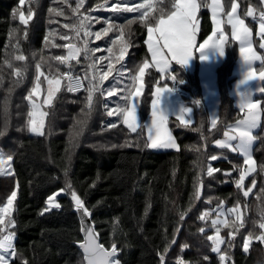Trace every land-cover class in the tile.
I'll use <instances>...</instances> for the list:
<instances>
[{
    "label": "trees",
    "instance_id": "16d2710c",
    "mask_svg": "<svg viewBox=\"0 0 264 264\" xmlns=\"http://www.w3.org/2000/svg\"><path fill=\"white\" fill-rule=\"evenodd\" d=\"M197 1L201 5L197 14L200 26L197 35L199 42H203L213 31V21L209 8L203 6L209 0ZM234 1L239 3L240 16L256 35L257 18L264 11V3L261 0H223L224 9L229 10ZM103 3L104 0H84V4L74 12L77 0H27L24 5H20L19 0H0V130L7 125L6 135L0 137V151L14 155L11 169L6 168L11 174H0V206L12 191H17L11 215L16 221L11 231L15 232L13 243L17 255L9 264H24L25 261L27 264H80L83 253L78 244L83 235L79 215L67 191L57 198L60 209L40 214L47 196L66 188L68 182L84 200L101 243L107 248L113 239L115 226L114 238L119 249L117 258L121 264H159L158 252L162 251L166 240L172 238L178 223L180 231L168 257L174 261L181 254L180 245L188 243L182 257L189 264H222L218 254L212 251L211 241L206 239V234L214 235V230L209 227L210 221H201L198 217L207 209L235 207L237 202L243 213L244 227L238 232L231 227H223L221 231L226 241L222 252L228 250V240L233 242L227 252V264H264V242L253 238L248 250L243 248V240L249 232H253L254 237L264 232L259 227V223L264 222V198L258 199L259 189L264 186V172H261V165H264V93L261 95L262 121L255 132L257 139L253 146L256 170L244 180V190L251 188L247 197L234 182L239 177L234 166L244 167V157L214 144L230 124L244 115L230 91L234 79L232 71L238 57V47L231 38L226 45L225 59L216 70L219 105L215 127L210 124L198 72L191 73L179 64L167 72V76L175 75L183 81L189 92L188 98L194 101L195 106L192 123H183L175 117L169 120L179 144L178 150L145 148L147 139L143 128L133 133L121 119L111 127L107 123L106 110L111 105L117 108V105L111 101L105 109V104L115 95L107 94L105 99L101 91L96 92L93 110L86 115L85 89L97 65L92 67V61L86 59L84 51L78 58L79 62H70L71 73L83 78L84 89L80 92L66 91L67 77L60 74L69 71L68 65L55 60L43 64L41 72L45 76L61 79V89L54 97L53 105L45 108L49 113L45 118V135L18 130L25 125L30 108L26 97L33 87L35 64L41 55L39 50L43 49L46 59L67 54L66 48H44L45 37L48 36L50 45L74 43L80 48L87 41V47L91 49L90 37L84 31L77 37L72 26L79 25L85 13ZM171 4L172 0H158L148 19L154 23L161 9L166 14L170 13L173 10ZM249 7L254 10L253 16L246 15ZM29 8L32 17L28 24H23L18 15L13 17L14 9H22L28 16ZM49 8L56 11L50 14ZM12 29L18 31L10 38ZM53 31L55 35L49 36ZM124 35L126 42L131 44L127 72L136 76L139 64L150 58L145 43L147 27L137 18ZM65 36L66 40L62 38ZM33 52L37 53L35 57ZM21 54L27 58L26 61L14 60L15 55ZM91 55L94 59V51ZM6 59L13 68L4 63ZM15 67L26 70V77L20 83H15ZM144 78L140 103L143 117L149 114L152 86L161 74L149 68ZM46 87L47 82L41 76L43 95ZM77 120H85L86 123L81 126L76 124ZM77 130L80 131L78 136L74 134ZM141 134L140 146L137 147V138ZM211 155H216L217 160L212 161ZM207 163L220 171L213 174L215 178L207 177L206 172L203 174L200 198L194 201L191 210L180 221V213L189 207L200 168ZM253 179L255 185L251 183ZM214 214L215 211L210 216ZM232 221L229 220V224ZM200 227L205 228V233L198 231Z\"/></svg>",
    "mask_w": 264,
    "mask_h": 264
},
{
    "label": "snow or ice",
    "instance_id": "6c2138e0",
    "mask_svg": "<svg viewBox=\"0 0 264 264\" xmlns=\"http://www.w3.org/2000/svg\"><path fill=\"white\" fill-rule=\"evenodd\" d=\"M25 0H19L20 5H24ZM84 4V0H77L76 8L73 9L74 12L78 11V9ZM107 5V0H104V4L97 5V7H105ZM204 7L211 9L213 23L215 24V31H219L221 33V37L223 36L221 24L222 21L218 18L219 13L224 11V6L220 3V0H211V3H205ZM154 7L153 0H144L143 4L129 6L126 0L123 2H118L113 5V10L116 12H133L138 11L140 9H148L152 10ZM172 11L166 14L163 9L160 11V16L155 19V22H151L148 19L149 11H144L138 19L142 24L147 27V39L145 41L147 45L148 52L151 53L152 60L155 62V66L159 68L161 73L166 72L169 69V61H175L177 64L181 66H185L189 63L190 59L194 56V50L196 48V14L198 9L201 7L200 4L197 3V0H172ZM237 5L235 3L231 4V12L228 13L227 23L231 25L232 35L236 40L240 42L239 52L243 60L248 65V71L246 72L245 78L241 83H245L247 81H251L255 77V72L252 69L253 62L256 60H261L264 63V58L258 56V54L252 48V34L251 30L245 25L244 19H241L239 15L236 14ZM56 9L49 8V13L55 12ZM18 15L19 20L23 24H28L29 19L31 18V8H29L28 16L26 17L24 11L22 9H14L13 17L15 18ZM247 16H253L254 10L249 7L246 11ZM255 18V17H254ZM90 17H83L80 19L79 25H73L72 28L75 30L77 37L81 31L85 30V23L88 21ZM259 33L262 40H264V11L259 13ZM135 20H130L126 24L123 25H114L109 24L108 28L102 29L103 33H107L112 30L113 27L117 28L120 37V59H123L124 53L127 51L128 43L123 40V36L125 30L130 28V25L134 23ZM107 23V21H106ZM67 28L68 25H65ZM17 29H12L10 32V38L17 33ZM215 34V33H214ZM55 32H50L49 36H54ZM85 35H92V33L85 31ZM96 38L99 39L101 33H96ZM63 39H67V37H62ZM113 44L117 43V41H113ZM225 40L223 38L214 39L213 36H209L207 39L203 41L202 44L199 45V51H204L210 46L215 47L219 50L220 54H224L225 50ZM17 48L19 45H16ZM60 47L66 48V55H59L54 57H48L47 59L43 55V49H40L41 52L39 61L35 64V76L33 87L29 91L26 100L30 106L29 111L27 112V119L25 125L18 130H26L32 134L37 136L45 135V118L49 115L48 111L43 110L44 105H53L54 97L61 89V79L57 77L49 78V76H45L43 72H41V67L43 64L55 60L59 61L62 64H66L69 66V71L60 74L61 76L67 77V92H76L83 85L80 82L79 77H73L71 75V64L70 62L73 60L78 61V57L81 54L82 49L80 47H76L71 43H66L62 45L49 44L48 36L45 37L44 40V48L48 47ZM261 47H264V44H261ZM83 51L86 55V59L92 61V67H95V61L91 53L95 51L94 49H88L87 41H85L83 46ZM109 53H112V49H108ZM168 54V55H166ZM37 55L36 52L32 53V56L35 57ZM14 60L16 61H26V57L24 55H15ZM103 59V58H101ZM201 59H207V56H201ZM5 64L8 65L9 68H13V64L9 60L4 61ZM148 67V63L145 61L143 66L139 68V78H143L145 68ZM109 69L111 70V64L109 65ZM58 71V70H57ZM14 75L17 77L15 83H20L26 77V70H22L19 67L14 68ZM123 75V73H121ZM41 76H44V79L47 82L46 87V96L43 99L42 103H38L34 97H39L41 95ZM107 78V74L103 77H100L101 82ZM260 78L264 80V70L260 73ZM96 77L93 76L92 79L89 80V86L85 89L87 92L86 96V106L88 109V113L86 115H90L94 103L93 98L96 92L100 91V85L93 83ZM137 77H132V80L135 81ZM171 80L173 82L177 81V77L175 75L171 76ZM0 82H2V77H0ZM183 82V81H180ZM143 85H141L142 87ZM114 90V89H113ZM172 88L169 86L157 87L155 89V99L152 100L151 103V125H141L138 123V115L137 108L138 104L133 103L134 96H139V90H129L128 94L123 97L124 105L117 106L115 110H108L107 115H119L122 117V121L127 127L133 132H137L138 128H147V140L144 143L145 148L150 149H177L179 146L176 143L175 138L172 136L171 131L167 127L169 116L166 115L161 110V98L165 92L171 91ZM260 92H264V87L258 89ZM112 90H109V95H111ZM253 92L246 91L241 92L239 107L245 111V117L242 120H239L235 126V129L229 127V131L224 133L226 139L217 140L216 144L220 145L222 148L227 147L230 148L233 152H239L244 156V165H249L248 167L240 166L237 168L234 166V170L239 172V177L234 182L239 190L242 191L244 197L249 195L251 188L249 187L247 190H244V180L247 175L255 171V161L252 157V145L253 142L257 139L256 136L252 134V130L256 129L259 126L260 120V112L258 108L259 102H254L252 99ZM198 103V102H197ZM132 105L129 107V105ZM105 109H107V105L105 104ZM191 109L185 108L180 113V119H183L184 113H190ZM86 123L85 120H77L76 124L83 126ZM187 123V122H185ZM213 127H215V118H213ZM111 127H115V125H111ZM233 131L235 134H232ZM7 125H5L4 129L0 130V137L6 135ZM50 134V133H49ZM76 136L80 134V131L77 130L74 133ZM142 138V134L137 138L136 146L139 147V140ZM237 141L235 145L231 143V141ZM127 144V142H125ZM116 145H113L115 147ZM195 147V146H193ZM196 151H200L199 148H196ZM14 159V155L9 153L5 154L3 151H0V174H11L6 171L7 169H11V162ZM210 159L212 161L217 160L216 155H211ZM14 171V170H13ZM217 171H220L217 168H214L211 163H207L205 166L200 168V174L197 175L194 181V191L192 198L190 199L188 209L182 211L180 213V221L184 220V217L187 215L188 211L191 210L194 201L198 200L201 195V188L203 186L202 176L206 172L207 177H212L213 174ZM261 172H264V165H261ZM67 175V172H65ZM175 175V171L173 172ZM252 185H255V179L252 180ZM17 183V188H18ZM67 191L68 195L71 197L73 201L74 208L81 213L80 216V227L81 231L84 233V239L80 242V247L83 249V258L80 264H121L120 260L117 258V254L119 249L117 248V241L115 240V232L116 228L113 227V239L110 241V247L106 248L104 244L99 243L98 233L95 231L94 225L87 224L85 222V217H90L91 213L89 209L85 206L84 200L77 194L75 190L72 189L71 182L66 184V188L60 189L57 192H53L48 195L45 202V207L41 210L40 214L50 212L53 209H60L61 204L56 200V197L62 193ZM17 196V191H12L10 196L7 198V202L3 207H0V264H9L10 259L13 256L17 255L13 240L15 238V232L10 229L15 226L16 221L12 219L11 213L13 210V202ZM264 198V186H261L258 193V199ZM230 213L235 214V220L229 224L227 219H220V216H223L224 213L220 212L217 214V218L211 220V228L215 229L214 235H207L206 239L211 241L212 251L217 253L219 256V261L224 262L227 256L228 250H230L233 246L232 240H228V250H224L222 252L221 245L225 244V238L221 237V226L223 227H231L234 228L235 232H238L240 228L244 227V221L241 218L239 202H237V206L228 210ZM147 212V206H146ZM210 214L209 212H204L201 214L198 219L204 221L206 217ZM7 219V223L5 218ZM264 219V218H262ZM239 222V223H237ZM181 225L178 223L177 226L173 229L172 238L167 239L165 246L162 251L158 252L159 256V264H189V262L185 261L182 257V252L184 249L189 247L188 243H183L180 245L179 252L181 254L177 255L176 259L173 261L170 257H168V253L172 248V245L176 243V237L179 234ZM259 227L264 229V222L259 223ZM200 233H205V228L200 227L198 229ZM228 235H234V233H228ZM259 239L264 242V233L256 235L254 237L253 232H249L248 236L243 240V248L247 251L249 242L253 239ZM207 260V257H204ZM24 264H27L25 261Z\"/></svg>",
    "mask_w": 264,
    "mask_h": 264
},
{
    "label": "rangeland",
    "instance_id": "374dc122",
    "mask_svg": "<svg viewBox=\"0 0 264 264\" xmlns=\"http://www.w3.org/2000/svg\"><path fill=\"white\" fill-rule=\"evenodd\" d=\"M26 1L27 0H25V2ZM157 1L158 0H153L154 7L150 11L148 9H140L138 11H133V12H116L113 10V5H115L118 2H123V0L107 1V5L105 7H95L91 11H89L88 13L84 14V17H90V19L88 21H86V24H89V26L86 25L84 32L88 31V32L92 33V35H88V36L90 37V40L92 42V45L90 46V48L95 50L94 51V53H95L94 61H95V64L97 65V67H95L93 69L94 76L96 77V81L93 80V83L100 85V91L102 92L105 99H106V95L109 94V90H112L110 96L115 95V97H110L107 99V106L110 105L109 102H111V101H114V103L117 106H123L125 103L123 97L128 94L129 90H132V91L139 90V83L142 84L143 87L145 86V78L144 77H145L146 71L149 68L148 67L145 68L144 76L142 79L139 78V70H138L136 76L132 75V73L127 72V66L126 65H127V60L129 58V54H130V50H131V44H128L129 46L127 48V51L124 53L123 59H120L121 50H120V43H119V39H118L120 37V33H119L118 29L113 27L112 30L108 31L107 33H103L102 29L108 28L109 24L123 25V24H126L127 21L136 20L138 17H140L142 15V13L144 11H149V15H150L155 10V8L157 6ZM261 1L264 3V0H261ZM126 2L131 7L133 5L143 4L144 0H126ZM197 3H198V1H197ZM210 3H211V0H209V4ZM220 3L224 6L223 0H220ZM233 3H235L237 5L236 14L239 15V12H238V5L239 4L237 1H234ZM209 11L211 14L210 8H209ZM230 12H231V7L227 11L224 9V11L219 13V15H218V18L222 21L221 28H222L223 36L221 37V33L219 31H215V24L214 23H213V31L209 36H213L214 39L223 38L225 40V45H224L225 50H226V45H227V42L229 41V38H231V40H234L237 47H238V57H237V61L234 65V68L232 71V75H235L236 77L233 80L230 91H231V94H233L235 97L237 107L241 110V112L244 115L240 119H238L236 122L232 123L230 126L232 129H235L237 122L239 120L244 119L245 111L239 107V103H240V99H241L240 93L246 92V91H251L254 93L252 96L253 101L259 102V104H258V108H259V112H260L259 126L256 129L252 130V134L254 136H256L255 132L260 127V124L262 121V111L263 110H262L261 95L264 92H260L258 89L264 87V80H262L260 78V73L262 70H264V63H262L261 60L254 61L253 65H252V69L255 72L254 79L251 81H247L243 84L241 83V81H243L245 78L246 72L248 71V65L246 64V62L243 60V58L240 55V52H239L240 42L238 40H236L235 37L232 35L231 25L227 23V16H228V13H230ZM239 17L241 19H243L240 15H239ZM211 18H212V14H211ZM106 21H107V23H106ZM212 21H213V19H212ZM257 23H258V29H257L256 35L254 34V31L250 25H248L246 22H245V25L251 30L253 50L258 54V56H260L261 58H264V47H261V44H264V40H262L260 37L259 19L258 18H257ZM198 28H200V26ZM198 28L196 29V33H195L196 34V48L194 50V56L190 59L189 63L183 67L191 73L199 71L198 74H199V76L201 74V76L203 77L204 82H205V88L207 89V91H210L211 89H213V86H214L213 90H215V88L218 89L216 70H217L218 66H220L222 63L219 65H215V64H218V62H220L221 58H223L225 55H221L219 50H217L215 47H212V46L205 49L204 51H199V45L202 44L203 42H199V40H198V35H197L198 30H199ZM96 33H101L99 39L96 38V35H95ZM123 40L126 41L125 35L123 36ZM113 41H117V43L113 44L112 43ZM109 48L112 49L111 54L108 51ZM166 55H168V54H166ZM150 56H151V53H150ZM201 56H207V59H201ZM101 58H103V59H101ZM217 58H218V61H217ZM116 60H118V61L116 62ZM146 62H147V60H146ZM110 64H111V70L109 69ZM143 64L144 63L141 62L138 67H142ZM175 64H177L175 61L170 60L169 61V69L172 70V68ZM152 69L155 70L154 68H152ZM121 73H123V75H121ZM105 74H107V78L101 82L100 77H103ZM160 74H161V78H158L156 81V84H154V86H152L153 91L151 92L150 111H149V114L145 117H143V115L140 112V103H141V98H142L143 94L140 97L139 104H138L139 106L137 108L138 123L141 125H147V126L151 125V120H152L151 103H152V100L155 99V89L158 87V85L169 86L172 88V90L167 92V94H166L167 98L166 99L161 98L160 107H161V110L166 115L169 116L167 127L171 131L172 136L175 138V136L171 130V127L169 125V120L173 117L180 119V113L185 108H189V109H191V112L190 113H184L183 119H180V120L183 123H185V122L192 123L194 121V118H195V112H194L195 106L193 103L194 101H192V99H190V98L187 99V98H182L180 96H177L173 87L167 81V79H169V77H170V76H167V72H164V73L160 72ZM134 76L137 77V79L135 81L132 80V77H134ZM45 96H46V94H44V95L42 94V88H41V95L39 97H34V98L36 99V101L38 103H42ZM153 97H154V99H153ZM208 103L211 106V113L210 114H212L214 111V108L218 109V106L216 104L212 105L211 101H209V100H208ZM46 106L47 105L43 106V110H45ZM111 106L112 107L108 108L106 110V112L108 110H115L116 109L115 107H113V105H111ZM131 106L132 105L130 104L129 107H131ZM217 113H218V110H217ZM210 114H209V118H210ZM213 118H216V115H211L212 121H213ZM108 119H109V121H107V123L109 125H115L120 119L122 122V117L119 115L108 116ZM117 119H118V121H116ZM230 126L227 127L225 132L229 131ZM143 130L145 132L146 139H147V128H143ZM232 134H235V132L233 131ZM224 139H226V138L223 134L221 137H219L218 139L215 140L214 144L218 147H221L220 145L216 144V141L217 140H224ZM175 140H176V138H175ZM255 142H256V140L253 142V145H252V157H253V160L255 161V170H256V160L253 156V146H254ZM231 143L233 145H235L237 143V141L233 140V141H231ZM177 145L179 146L178 142H177ZM224 148H227V147H224ZM178 149H179V147L177 149H153V150H157V151L160 150L161 151V150H178ZM226 150L229 152L232 151L230 148H227ZM237 153H239V152H237ZM239 154H241V153H239ZM223 156H225V155H223ZM248 166L249 165H245L244 167H248ZM252 173H250L249 175H251ZM249 175H247L246 178ZM64 194H65V192L60 193L56 197V200L59 196L64 195ZM6 202L3 205H1L0 207H3L6 204ZM231 208H233V207L220 206L214 210L213 209H207L204 212L207 211V212H209V214H211L215 211V214L213 216L209 215L208 217H206L205 220L210 221V225H211V220L217 218V214L220 212L224 213L223 216H220V219L235 220V214L230 213L228 211ZM241 213H242V210L240 209V214ZM11 215H12V213H11ZM242 215H243V213H242ZM242 215H241V218H242ZM7 219L8 218L6 217L5 218L6 223H7ZM212 229L214 230V234H215V229L214 228H212ZM222 229H223V226H221V230ZM7 230H11V228L6 229V231ZM262 233H264V232H262ZM221 263L227 264V261L225 260L224 262H221Z\"/></svg>",
    "mask_w": 264,
    "mask_h": 264
},
{
    "label": "crops",
    "instance_id": "0c3cea01",
    "mask_svg": "<svg viewBox=\"0 0 264 264\" xmlns=\"http://www.w3.org/2000/svg\"><path fill=\"white\" fill-rule=\"evenodd\" d=\"M239 4V3H238ZM239 10H240V5H238V12H239ZM197 14H198V11H197ZM197 14H196V22H197V24H196V29L199 27V19H198V17H197ZM240 15V14H239ZM246 22V21H245ZM199 29V28H198ZM71 44H73V45H75L76 47H79L77 44H74V43H71ZM82 49V51H81V54H80V56L83 54V48H81ZM223 55H225V51H224V54ZM79 56V57H80ZM78 57V58H79ZM224 58H225V56L223 57V58H221V60H220V62H218V64H215V65H219V64H221L222 63V61L224 60ZM217 61H218V58H217ZM147 63H148V68H154L156 71H160L159 70V68L158 67H156L155 66V62L152 60V57L150 56V58L147 60ZM170 71V69L169 70H167L166 72H169ZM199 72V71H198ZM233 77H234V79H235V75H233ZM233 79V80H234ZM232 83H233V81H232ZM200 84H201V91H202V95H203V98H204V101H205V103L207 104V107L209 108L208 110H209V114L211 113V106L209 105V103H208V100L209 101H211V103H212V105H219V91H218V89L217 88H215V90H213L214 89V86H213V89H211L210 91H207V89L205 88V82H204V79H203V77L201 76V74H200ZM141 85L142 84H140L139 83V91H140V95L139 96H134V100H133V103H135V104H139V100H140V97H141V95H142V93H143V86L141 87ZM232 85V84H231ZM163 86H165V85H158V87H163ZM167 92H165L164 94H163V96H162V98H164V99H166L167 98ZM233 95V94H232ZM233 97H234V95H233ZM235 98V97H234ZM153 99H154V97H153ZM48 106V105H47ZM130 106V105H129ZM217 110L218 109H215L214 108V111H213V113L212 114H210V124H211V126L213 127V121H212V119H211V115H216V118H215V125H216V123H217V119H218V113H217ZM46 111V110H45ZM123 122V121H122ZM231 125V124H230ZM229 125V126H230ZM176 143H177V141H176ZM229 221V220H228ZM222 231V230H221ZM220 235H221V232H220ZM221 237H222V235H221ZM14 241V240H13ZM251 243V242H250ZM249 243V244H250ZM222 246L223 245H221V248H222ZM248 248H249V245H248ZM248 248H247V250H248ZM11 260V259H10Z\"/></svg>",
    "mask_w": 264,
    "mask_h": 264
},
{
    "label": "built area",
    "instance_id": "2783aa9c",
    "mask_svg": "<svg viewBox=\"0 0 264 264\" xmlns=\"http://www.w3.org/2000/svg\"><path fill=\"white\" fill-rule=\"evenodd\" d=\"M71 75L73 77H79L80 78V82L81 84L83 85V87H81L78 91L76 92H80L84 89L85 85H84V81H83V78L80 76V75H76V74H72ZM173 76V75H171ZM171 76L169 77L168 79V82L171 84V86L173 87L176 95L182 97V98H188L189 97V92L188 90L185 88L183 82H180V79L177 78V81L176 82H173L171 80Z\"/></svg>",
    "mask_w": 264,
    "mask_h": 264
},
{
    "label": "water",
    "instance_id": "95a60500",
    "mask_svg": "<svg viewBox=\"0 0 264 264\" xmlns=\"http://www.w3.org/2000/svg\"><path fill=\"white\" fill-rule=\"evenodd\" d=\"M85 206H86V205H85ZM74 209H75V208H74ZM75 211L78 213V215H79V219H80L81 213L78 212L76 209H75ZM90 213H91V212H90ZM85 222H86L87 224L94 225L95 231L98 233V231L96 230L95 223H94L93 220H92V214H91L90 217H85ZM82 235H83V239H84V233H83V231H82ZM98 236H99V243H101V239H100V235H99V233H98ZM101 244H102V243H101ZM78 246H79L80 250H81L82 253H83V249L80 247V243L78 244ZM106 248H107V247H106ZM118 254H119V252H118ZM118 254H117V256H118Z\"/></svg>",
    "mask_w": 264,
    "mask_h": 264
},
{
    "label": "clouds",
    "instance_id": "9594fccd",
    "mask_svg": "<svg viewBox=\"0 0 264 264\" xmlns=\"http://www.w3.org/2000/svg\"><path fill=\"white\" fill-rule=\"evenodd\" d=\"M178 96V95H177Z\"/></svg>",
    "mask_w": 264,
    "mask_h": 264
}]
</instances>
